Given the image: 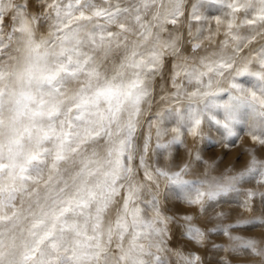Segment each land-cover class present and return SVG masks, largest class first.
<instances>
[{
    "label": "snow or ice",
    "instance_id": "1",
    "mask_svg": "<svg viewBox=\"0 0 264 264\" xmlns=\"http://www.w3.org/2000/svg\"><path fill=\"white\" fill-rule=\"evenodd\" d=\"M151 7V0H129L128 6H122L119 0H106L104 8H98L96 0H68L64 15L71 18L78 8L82 23L61 29L59 50L54 53L46 47L41 50V44L31 38L29 22L21 19L22 12H15L5 39L26 35L28 56L22 71L7 73L0 68V264H109L110 252L118 254L116 264H145L143 241L150 235H161L157 225H164L166 219L157 211V220L146 221L143 209L137 206L142 191V186L134 182L133 165L140 151L137 124L150 94L141 74L155 72L157 64H163L158 51L162 44L165 51L176 48L174 41H162L153 26L145 22ZM182 7V0H176V7L167 14L169 28L186 17ZM85 9L92 15H86ZM200 12V0H194L191 14L198 16ZM125 18L132 20L139 38L130 47V31L122 22ZM256 21L264 25V8L258 10ZM248 25L250 29L257 26L252 20ZM227 28L234 45L231 54L226 51V41L212 57L202 58L199 67H189L185 62L173 75L174 80L184 75L197 84L208 77L201 98L211 111L189 106L186 112H178L174 121L177 126L172 129L176 135L168 143H162L161 138L170 121L166 112L158 113L155 144L149 125L143 151L151 145L159 156H171L182 142V131L198 135L203 120L216 112L222 113V120L214 122L224 128L226 139L236 135L232 125L240 122L238 116L243 109H248L253 118L264 117V45L236 67L233 61L241 48L251 47L255 40L251 35H241L232 23ZM146 43L151 47L139 51ZM85 46L91 52L84 51ZM121 47L126 54L107 76L91 53L101 51L107 59L114 48ZM199 47L194 45L193 51H199ZM7 51L5 40H0V54ZM233 71L227 93L212 87L213 76ZM128 72L132 78L125 80ZM246 80L257 83L248 86ZM176 95H180L179 90ZM225 95L226 99L217 102ZM249 129L264 135V122H252ZM138 163L145 167L142 157ZM158 175L183 198L191 199L195 194L192 203H200L205 196L216 200L233 190L232 183L218 184L204 193L202 183L193 185L183 178L185 169L174 173L160 169ZM144 178L152 179L146 169ZM157 204L153 200L150 207ZM187 233L191 238L199 230L189 226ZM249 247H254L252 241L245 242V248ZM197 259L186 264H194ZM153 260L162 264L159 256Z\"/></svg>",
    "mask_w": 264,
    "mask_h": 264
},
{
    "label": "clouds",
    "instance_id": "2",
    "mask_svg": "<svg viewBox=\"0 0 264 264\" xmlns=\"http://www.w3.org/2000/svg\"><path fill=\"white\" fill-rule=\"evenodd\" d=\"M68 0H0L3 17H0V40H5L7 52L0 54V68L7 73L22 71L28 56L27 36L17 35L12 40L5 37L10 33L13 16L16 11L22 12L21 19L27 20L31 27V38L36 44H41V50L46 47L50 53L57 52L60 45L61 29L69 26H80V9L74 8L70 18L64 15ZM116 0H107L115 3ZM122 6H128L129 0H119ZM194 0H182L180 9L186 17L179 20L177 25L169 28L166 24L168 13L176 7V0H151L152 7L146 13V23L151 24L162 41H174L175 50L168 48L160 51L163 64H157V70L152 73L144 72L141 79L149 89V96L142 105L141 115L137 124L136 143L140 151L136 153L135 183L142 186L137 200V206L143 209L146 221L157 220V211L166 219L161 235H150L143 241L145 244V264H155L154 257L159 256L162 264H264V135L249 129L252 122H264V117L254 118L248 109H243L238 124H233L236 135L225 138L224 128L214 122L222 113L204 119L198 135H192L185 129L181 132V143L173 150L172 155L159 156L150 145L143 151L144 136L149 134L151 125L152 143L156 141L155 120L158 113L166 112L170 121L167 133L161 138L162 143H168L176 135L172 131L176 114L186 112L191 107H200L209 112L208 106L201 98L207 90L208 77L197 84L187 76L181 75L173 79L174 72L186 62L189 67H199L204 57H212L228 42L226 51L234 46L227 25L232 23L241 35H251L255 44L245 45L233 61L238 67L244 59H251L253 51L264 45V25L256 21L258 10L264 8L260 0H200L201 12L198 16L191 14ZM98 8L106 7V0H96ZM239 9V11H234ZM61 16L57 17V11ZM88 16L91 10H84ZM35 18L33 21L32 18ZM159 17V19H156ZM256 23L255 28H249L248 21ZM217 21L220 23L218 24ZM124 25L129 29L128 47L136 44V27L130 18H125ZM195 26L189 30L193 23ZM116 31V28H113ZM200 33L197 38V33ZM124 41H121L123 44ZM198 44L199 51H193ZM151 47L146 43L139 51L145 52ZM91 52L87 46L83 49ZM101 70L107 76L112 75V68L124 58L125 48H114L113 54L104 59L101 51L92 52ZM176 66L175 68L173 66ZM233 72H225L212 77V87L227 93ZM132 78L128 72L123 77ZM5 83H14V81ZM255 80H246L245 84H256ZM259 87V85H257ZM180 95L177 96V91ZM198 92L200 96H193ZM226 95L218 97L217 102L226 99ZM199 154V159L196 158ZM143 158L144 168L138 161ZM255 161V163H254ZM145 169L151 173L152 179L145 180ZM164 169L169 173L185 169L184 179L193 185L202 183L201 191L209 192L219 185L233 184V190L222 194L216 200L201 198L200 203H192L196 199L183 198L178 189L169 188L168 181L158 175ZM127 183V182H126ZM158 202L156 207H150L152 201ZM191 226L199 230V234L189 238L187 228ZM252 241L254 247L245 248V242ZM118 254L110 252L112 259L109 264H116Z\"/></svg>",
    "mask_w": 264,
    "mask_h": 264
}]
</instances>
